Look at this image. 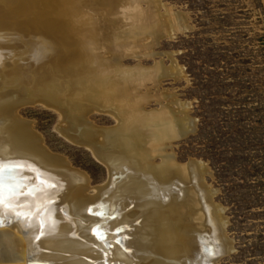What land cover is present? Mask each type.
<instances>
[{"label":"bare ground","instance_id":"bare-ground-1","mask_svg":"<svg viewBox=\"0 0 264 264\" xmlns=\"http://www.w3.org/2000/svg\"><path fill=\"white\" fill-rule=\"evenodd\" d=\"M161 2L0 0V169L19 163L30 178L26 188L0 184V264H203L211 245L220 264L234 250L205 183L208 166L169 152L195 130L189 105L150 95L149 85L184 69L126 64L187 29ZM152 99L167 104L148 111ZM36 107L59 114L56 130L105 167V185L93 189L88 174L48 149L21 115ZM94 115L116 125L97 127Z\"/></svg>","mask_w":264,"mask_h":264},{"label":"rangeland","instance_id":"rangeland-1","mask_svg":"<svg viewBox=\"0 0 264 264\" xmlns=\"http://www.w3.org/2000/svg\"><path fill=\"white\" fill-rule=\"evenodd\" d=\"M160 10L180 14L187 29L173 38L166 33L151 57L126 64L151 68L159 62L169 68L175 63L184 69L182 76L161 77L157 88L148 86L152 97L167 93L189 105L197 120V131L173 142L169 152L181 164L208 166L205 183L216 191L213 200L224 209L226 235L234 245L219 263L264 264V0H162ZM164 104L152 99L146 108L155 111ZM21 115L34 123L54 155L88 174L93 189L107 183L105 167L58 133L59 114L36 107ZM90 121L100 128L116 125L103 115Z\"/></svg>","mask_w":264,"mask_h":264},{"label":"water","instance_id":"water-1","mask_svg":"<svg viewBox=\"0 0 264 264\" xmlns=\"http://www.w3.org/2000/svg\"><path fill=\"white\" fill-rule=\"evenodd\" d=\"M197 131V125L195 127V130L193 132H191L189 135L191 134H194L195 132ZM188 135V136H189ZM187 137V136H186ZM9 168V172H10V175L7 173H5V171ZM7 169H4L3 170V178H2V182H0V184H3L4 188L3 189H8V188H12V187H16L14 185H9L8 186V181L10 182H13V183H17L18 182L21 184L22 188H26L27 187V182L30 180V178H27L28 176L27 175H24V176H21V174L19 175V171H27L29 168L27 167H23L22 164H13V165H10L9 167H7ZM12 169V170H11ZM11 170V171H10ZM8 175V176H7ZM1 187V185H0ZM1 189V188H0ZM25 196V195H24ZM24 196H20V197H24ZM11 220H14V221H17L19 220L18 218H14L13 216L11 217ZM101 235H99L100 237ZM210 237V235H207ZM215 236V235H214ZM103 237V235H102ZM213 238V237H212ZM101 240H103V238H100ZM217 245L219 246V243H217ZM210 250V252L212 253H208L207 250ZM130 251V250H129ZM213 249V246L211 245L210 247H208L206 249V251H203V259H202V262L203 264H214V261L219 259L221 256H222V253L221 251H214ZM89 262L91 263H94L95 261L93 259H90V258H86ZM29 264H49L48 262H36V261H30ZM111 264H114V263H111Z\"/></svg>","mask_w":264,"mask_h":264},{"label":"snow or ice","instance_id":"snow-or-ice-1","mask_svg":"<svg viewBox=\"0 0 264 264\" xmlns=\"http://www.w3.org/2000/svg\"><path fill=\"white\" fill-rule=\"evenodd\" d=\"M2 178H3V169H0V182H2ZM5 201L3 199L2 196H0V209H2L4 207ZM10 211L13 212L14 215H16L18 218L24 219L26 220L27 218L23 216L22 213L17 212L15 209H10ZM37 211H41V209H37ZM2 226V225H0ZM42 234V233H41ZM99 238H103L102 236H100Z\"/></svg>","mask_w":264,"mask_h":264}]
</instances>
